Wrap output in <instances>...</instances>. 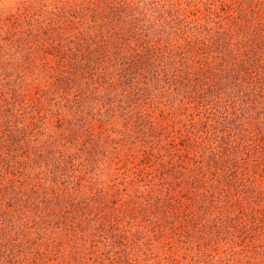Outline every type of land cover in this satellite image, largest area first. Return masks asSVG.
I'll return each instance as SVG.
<instances>
[{
	"label": "rangeland",
	"instance_id": "rangeland-1",
	"mask_svg": "<svg viewBox=\"0 0 264 264\" xmlns=\"http://www.w3.org/2000/svg\"><path fill=\"white\" fill-rule=\"evenodd\" d=\"M0 264H264V0H0Z\"/></svg>",
	"mask_w": 264,
	"mask_h": 264
},
{
	"label": "trees",
	"instance_id": "trees-1",
	"mask_svg": "<svg viewBox=\"0 0 264 264\" xmlns=\"http://www.w3.org/2000/svg\"><path fill=\"white\" fill-rule=\"evenodd\" d=\"M99 6V8H103V5H98ZM107 6H109L110 7V9H111V12H115L116 10H117V8L116 7H114L113 5H112V2H109V3H107V4H104V7L106 8ZM103 15V14H102ZM104 16V15H103ZM132 21V20H131ZM130 21V22H131ZM134 26H135V24H134ZM112 34H116V32L114 31V32H112L111 33V35ZM109 35H110V32H109ZM116 38H117V40H113V41H109V38H107V41L105 42V43H107V48L108 47H110L112 50L113 49H115V48H117L116 47V45H115V43H117V42H119V40L122 38V37H120V35L118 36H116ZM106 46V45H105ZM116 51V50H115ZM240 65H242V67H243V70L245 71V72H250V73H253V69H249V67H247L246 66V63H247V61H246V59H240V62H238ZM254 75H256V73L254 74ZM255 78H257V77H255ZM247 93V92H246Z\"/></svg>",
	"mask_w": 264,
	"mask_h": 264
}]
</instances>
